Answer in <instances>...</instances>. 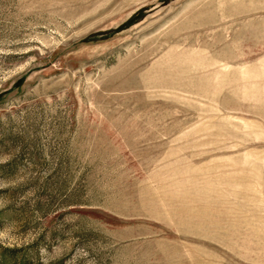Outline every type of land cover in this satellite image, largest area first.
Wrapping results in <instances>:
<instances>
[{"label":"rangeland","instance_id":"obj_1","mask_svg":"<svg viewBox=\"0 0 264 264\" xmlns=\"http://www.w3.org/2000/svg\"><path fill=\"white\" fill-rule=\"evenodd\" d=\"M0 264H264V0H0Z\"/></svg>","mask_w":264,"mask_h":264}]
</instances>
